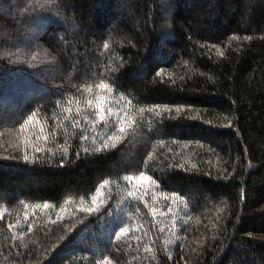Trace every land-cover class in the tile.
<instances>
[{"label": "trees", "instance_id": "trees-1", "mask_svg": "<svg viewBox=\"0 0 264 264\" xmlns=\"http://www.w3.org/2000/svg\"><path fill=\"white\" fill-rule=\"evenodd\" d=\"M0 216V264H264V0H0Z\"/></svg>", "mask_w": 264, "mask_h": 264}, {"label": "snow or ice", "instance_id": "snow-or-ice-1", "mask_svg": "<svg viewBox=\"0 0 264 264\" xmlns=\"http://www.w3.org/2000/svg\"><path fill=\"white\" fill-rule=\"evenodd\" d=\"M105 47H107V45H105ZM33 59H35V57H33ZM99 88L101 90L105 89L106 88V85L105 84H100L99 85ZM88 91H91V88L88 89ZM108 101H104L103 104L101 105H96L95 107L93 106V102L92 100H89L87 102V107L89 108L91 114L95 115L96 119L94 120V122H92L91 124V127L92 128H96V127H101V128H104V127H107L110 131L112 130H116V131H119L120 133L122 134H127V129L123 126H118L117 122H119L120 124L123 123V121H121L120 119V116L119 114H116V115H113L112 111H111V108H105L104 105L107 104ZM78 111V114H79V110ZM160 113H156V115H159ZM89 116H84L83 119L85 121H88L89 120ZM29 120H31V117H29ZM72 127L73 128H77V127H80V121L79 120H76L74 123H72ZM96 137H93V139H95ZM123 136L121 137H116V136H108L107 139L108 140H116L117 142H122L123 141ZM45 140L48 139L47 136L44 137ZM82 140H86L88 139V137L85 135V136H82L81 137ZM111 146V147H115L116 144H112V145H109L107 143H104L103 147L101 148H98L96 149L97 151H104V150H107L108 147ZM37 151H40V149H37ZM86 151V149H85ZM133 179L132 176H127V177H124V180L126 182H130L131 180ZM135 179L137 180H143V181H149L151 180L152 178L148 175H146L143 171L140 172L139 176L138 177H135ZM108 182L105 181L103 182V184L101 185V187H103L105 184H107ZM99 195V192L97 193ZM129 196H136L137 193L135 192H129L128 193ZM93 199L95 200V197H93ZM45 208L48 207V204L45 203L44 205ZM85 211H87L88 213H92L93 211H95L94 208H88V209H85ZM163 215V213H161ZM0 218H2V216H0ZM27 219V218H26ZM15 226L14 225H9V229L11 230L12 228H14ZM29 231H31V227H29ZM129 232V229L127 228H122L120 233H117V239H120V236L121 234H127ZM16 237L14 236L13 239H15ZM148 251H151V249H148Z\"/></svg>", "mask_w": 264, "mask_h": 264}, {"label": "rangeland", "instance_id": "rangeland-1", "mask_svg": "<svg viewBox=\"0 0 264 264\" xmlns=\"http://www.w3.org/2000/svg\"><path fill=\"white\" fill-rule=\"evenodd\" d=\"M25 96H26V95H25ZM11 108H13V107H11ZM11 108H10V109H11ZM9 112H10V111L4 112V114L6 115V114H8ZM9 131H10L9 129H6L5 134H7Z\"/></svg>", "mask_w": 264, "mask_h": 264}]
</instances>
